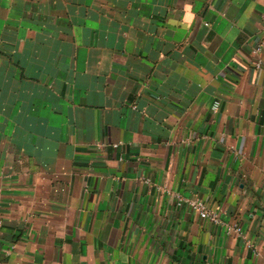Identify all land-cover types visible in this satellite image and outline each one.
<instances>
[{"label":"crops","instance_id":"0c3cea01","mask_svg":"<svg viewBox=\"0 0 264 264\" xmlns=\"http://www.w3.org/2000/svg\"><path fill=\"white\" fill-rule=\"evenodd\" d=\"M0 264H264V0H0Z\"/></svg>","mask_w":264,"mask_h":264},{"label":"built area","instance_id":"2783aa9c","mask_svg":"<svg viewBox=\"0 0 264 264\" xmlns=\"http://www.w3.org/2000/svg\"><path fill=\"white\" fill-rule=\"evenodd\" d=\"M262 45L258 44L256 45L252 50L251 53L253 55V63L255 67L261 68L262 67V59H261V54H262ZM220 102L219 100H214L213 103L211 104V110L214 112L219 108ZM146 183H149L148 179H145ZM176 199V205L179 207H187L191 211L195 212L199 217L207 219L213 223H220V218L215 210H211L208 208L206 202L204 200H201L197 197H184L179 194L175 195ZM225 231L227 233L230 232H237L241 233L242 229L238 225H224Z\"/></svg>","mask_w":264,"mask_h":264}]
</instances>
